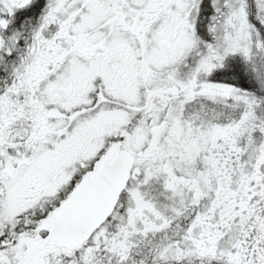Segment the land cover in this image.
Here are the masks:
<instances>
[{"label": "snow or ice", "instance_id": "1", "mask_svg": "<svg viewBox=\"0 0 264 264\" xmlns=\"http://www.w3.org/2000/svg\"><path fill=\"white\" fill-rule=\"evenodd\" d=\"M0 264H264V0H0Z\"/></svg>", "mask_w": 264, "mask_h": 264}]
</instances>
